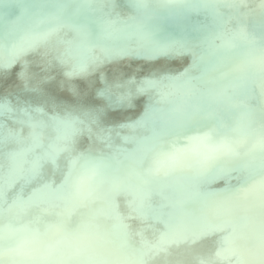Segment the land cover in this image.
Masks as SVG:
<instances>
[{
  "label": "water",
  "instance_id": "1",
  "mask_svg": "<svg viewBox=\"0 0 264 264\" xmlns=\"http://www.w3.org/2000/svg\"><path fill=\"white\" fill-rule=\"evenodd\" d=\"M140 1L143 5L142 11L128 10L136 14L142 22H146L141 27L144 30L151 28L150 18L160 21L166 17L169 11L184 19H194L196 21L197 27L189 29V34H186L190 46H182L183 49L178 53V56H180L178 60H172V54L167 50L160 51L159 56L152 51L141 55L142 58H147L148 61L130 65L131 69L111 68L103 78H99L97 73H92L89 75L90 81H84V76L81 75L75 78L79 82L74 81V83H71V89L75 94H73L74 97L71 98L72 101L69 103L66 101V94L53 87L56 84L54 82L55 77L53 78L50 74L44 76L50 85L46 93L47 98L43 102H39L37 98L24 91L18 90L11 93L0 87V149L6 147L7 142L15 144L11 142L17 140V158L12 159L9 163L6 162L5 166L8 172L0 175V195L3 191L1 187L5 183H15L23 195L21 200L26 202L25 205L30 204V207L33 208L30 211L36 212L35 216L31 215L30 220L21 219L25 222L24 225L16 224L7 214L8 211L16 208L13 200L14 194L6 192L7 200L0 202L1 219L5 231L17 234V243H14L21 244L27 241V236H22V234L36 231L34 223L31 224V222L37 218L47 221L49 224V230L47 228L40 229L37 234L43 236L44 243L51 249L54 242L50 234V227L54 223L61 224L64 220L63 217L55 215L54 203L67 200V198L82 200L86 195L88 197L86 190H81L83 183L81 180L85 178L89 171L92 180L102 183L105 188L106 185L110 186L112 182H115V185H117V181L126 182V179L129 180L132 176L136 178L133 180L137 181L140 186V189L137 190L140 193L134 196L124 186L119 185L117 191L123 195V198L118 197L119 201H114L121 203L134 202V205L130 206L129 209L127 207L125 209L130 220L131 235L137 241L146 244L147 248H150L151 244L148 236L155 238L160 232H163L164 235L160 238L158 249L154 251V255L158 256L157 260L162 264H173L171 259L168 260V257L175 255L177 258L173 259L177 260L178 264H187L185 254L174 252L173 248L184 247L193 250L195 249L194 241L187 236L177 234L176 221L170 223L172 225L170 229H164L166 227L164 221H166L167 206L172 211L174 210L171 202H169V198L173 197V194L171 190H166L167 193L161 194L155 189L154 186L158 184V181L155 183L151 175L152 172H155V168L149 163V157H157L159 161L166 163L165 169L167 172L173 173L169 181L176 187L184 188L186 186L181 179L184 168H188L193 176L195 175L193 170H195L201 176L203 183L195 186L188 185L187 190L207 203L212 216L219 215L223 220L224 217L230 215L229 212L231 211H228L229 209L243 213L242 207L236 203L237 200L233 196L236 191L246 188L244 176L250 172H244L230 162L219 163L217 161L231 158L237 160V162L241 161L246 156L245 151L253 148L255 143L252 138L255 135L251 136V130L253 129L250 127L251 124L254 123V119L264 122V69L259 64L246 59L248 57L246 53L249 54L251 59H256L257 56L252 51L249 42L241 41L243 37H248L251 34L253 28L261 26L259 18L256 17L259 16V12L254 7L248 10L230 0ZM118 5L124 6L122 4ZM115 7L117 9V6ZM150 9H154V11L149 12ZM93 12V17L101 15V9L95 8ZM118 13L123 16V11L120 10ZM232 17H238L239 21L245 24L246 29L245 32L238 34L233 43L237 49L222 48V51L215 53L210 51L211 48L206 50L205 47L210 44L207 37H214L215 40H217V37L224 39V37L217 35L222 33L225 37H228V41H231L233 32L227 29L229 28L228 20ZM186 24V21H184L182 28H185ZM216 43L218 42L216 41ZM176 70L182 72L177 74L179 76L186 74V77L182 76L178 79V85H173L177 90L169 85L171 80L174 81L178 77L177 75H170L171 72ZM91 71L93 70L86 68L84 72L87 74ZM144 71L148 73L143 74ZM93 78L95 83H92ZM153 78L157 79L153 80ZM155 81H158V84ZM160 84L161 86H159ZM239 86L249 88L250 92L252 89L259 91L262 94L263 102L257 97H245L247 93L244 94ZM130 89L133 91L141 90L139 96L141 100L133 103L139 104V107L135 109L125 108L124 105L125 101H132ZM173 91H178L176 98L165 100L162 93L170 95L175 93ZM87 92L92 93L89 95ZM191 93L195 94L194 99L189 95ZM37 95L40 96V94ZM104 96L106 98H102ZM226 98H243L248 106L245 109L243 108L240 115H235L236 111L230 106L225 104L222 107L220 104V101ZM196 99L202 107L199 104L196 106ZM18 103L22 107H19ZM108 104L112 106L108 107ZM47 109H53L54 111L53 113H47ZM114 111H120L123 116L114 118L112 116ZM36 112H38V118L48 119L52 121L51 125H53L50 133H44L43 139L46 141L34 143L32 146L48 144L55 148L59 156L55 154L56 161L52 162L49 169H45L43 164L40 163L41 160L47 158L48 152L47 154L46 152L38 153L31 148L24 147L28 143L21 144L24 139L19 135L16 137L7 129L11 123L13 125L19 122L18 117L20 115L33 116ZM221 115L232 122L228 124L227 130H223L222 124L224 122L218 119V116ZM155 121H158V123H155ZM20 123L23 125L21 120ZM97 130L101 134H98ZM257 130L264 132L262 127ZM176 131L189 133L197 141H207L208 145L198 143L200 146L198 148L197 144L189 146L185 140H180L185 148L192 150L195 156L202 158L204 164L191 161L186 166L182 164L189 160L180 154V151L173 148L174 143L171 140L174 136L173 133ZM261 132L256 134L260 135ZM139 134L141 138H139ZM74 135L81 137V140L76 136L74 137ZM72 138L73 142H66ZM92 140L95 142H92ZM220 142L226 143V148L221 147ZM161 146L167 149L163 156L159 155L162 154L159 152ZM124 152L125 156L133 161H130L126 166L127 169L123 171L116 170L121 165V161L116 162L115 168H110L109 171L102 173L84 163L86 155L99 161H104L107 155L114 157L119 155L118 159L120 160L121 153ZM213 152L221 155L224 159L210 158ZM135 162L144 163L147 172L139 173L137 170L132 172L131 169L135 168ZM21 165H26L32 180L42 176L44 183L38 186L31 179L15 181L13 179L14 175L21 168ZM205 165H211L213 170L202 173L201 169ZM255 167L258 169L264 168V157H260ZM59 169L63 170L60 179L56 175V171ZM225 172H227V175H225ZM249 178L252 179V176H249ZM262 181L260 180V183L264 187V179ZM243 183L245 186L239 188ZM45 185L47 189L43 188ZM55 190L64 191L66 194L63 198H58L53 192ZM43 195H46L50 201L44 198ZM242 195L249 197L250 192L245 190ZM255 197L264 206V188L258 191ZM1 198L5 197L2 196ZM93 198L101 206L104 219L109 220L112 218L115 203L107 202L101 195H95ZM75 205L76 203L68 205L70 208L69 214L72 217L81 213L74 210L78 206ZM62 209L67 210L66 206ZM23 212L21 217L28 218L29 213H26V210ZM89 217H91L90 214L87 217L85 215L84 219L89 226L88 228H92V230L89 234L83 233L88 239L91 238L94 231L100 228L99 224L87 219ZM227 224L229 227L234 228L232 222ZM122 226V224L115 226L114 240L122 236ZM219 226L220 223H217L216 225L198 228L206 236L205 247L208 251L214 249L217 245ZM72 230L71 227L70 230L68 228L63 231L64 240L68 243L75 240ZM248 232L251 234L252 230ZM226 236L227 233L223 232V237ZM261 240L264 242V237H261ZM29 244L34 245L37 242L31 239ZM118 244L111 241L108 246L110 251L114 249V252L117 251L119 257L122 258L123 262L119 264H139L128 252L116 249ZM80 245L85 251L95 252L94 247L88 242L79 244V248H81ZM67 246L69 247L68 244ZM64 254L67 258L73 259L72 261L75 264H108V261L105 260L108 259V252L103 255L101 263L93 262L81 256L78 257L69 248H66ZM259 255L264 258V250ZM211 257L210 252L197 253L195 264L200 261H205L206 264H214Z\"/></svg>",
  "mask_w": 264,
  "mask_h": 264
},
{
  "label": "bare ground",
  "instance_id": "2",
  "mask_svg": "<svg viewBox=\"0 0 264 264\" xmlns=\"http://www.w3.org/2000/svg\"><path fill=\"white\" fill-rule=\"evenodd\" d=\"M230 1L248 10L254 7L259 12V16L256 17L259 18L261 26L253 28L251 34L248 37H243L241 41L249 42L252 51L257 56L256 59H251L249 54L246 53L248 55L246 59L259 64L264 69V0ZM115 6H117V9ZM95 8L101 9V15L98 17L92 16ZM128 9L142 11L143 5L140 0H0V87L11 93L18 90L24 91L37 98L39 102H43L47 98L46 93L50 85L44 76L50 74L53 78L55 77L54 82L56 84L53 87L64 92L66 101L69 103L72 101L71 98L74 97L73 94H75L71 89V83H74V81L79 82L75 78L81 75L84 76V81H90L89 75L92 73H97L99 78H103L111 68L121 69L122 67L125 70L131 69L130 65L148 61L147 58H142L141 55L152 51L159 56L160 51L167 50L172 54V60L176 61L180 57L178 53L183 49L182 46H190L186 34H189V29L197 27L194 19H184L169 11L166 17L160 21L150 18L151 28L144 30L141 27L146 22H142L137 18L136 14ZM120 10L123 11V16L118 13ZM153 11L154 9L149 10V12ZM184 21L187 24L185 28H182ZM228 25L229 28L227 30L233 32L231 41H228V37H225L222 33L217 35L224 37V39L217 37V40H215L214 37H207L210 44L205 47L206 50L211 48L210 51L215 53L222 51V48L231 47L232 49H237L233 43L238 34L245 32V24L239 21L238 17H232L228 20ZM114 34L117 35L114 37ZM86 68L94 72L91 71V73L85 74ZM147 73V71L143 72V74ZM181 73L176 70L171 72L170 75L175 76ZM177 76L174 81L171 80L169 82V85L175 90L177 89L173 85H178V79L182 76L186 77V74ZM155 79L157 78H153V80ZM155 82L158 84V81ZM92 83H95L94 78ZM113 84L115 85V82ZM239 88L242 89L244 94L247 93L245 97H257L263 102L262 94L259 91L252 89L250 92L249 88L246 89L243 86H239ZM130 91L132 92V101H125L124 105L125 108L135 109L139 107V104L133 103L141 100L139 97L141 90L133 91L130 89ZM173 92L175 93L170 95L162 93V95L165 100H173L176 98L178 91ZM87 93L91 95L92 92ZM37 94H40V96ZM84 95L86 96L85 93ZM189 95L194 99L195 94L191 93ZM195 104L196 106L199 104L202 107L197 99ZM220 104L222 107L225 104L230 106L236 111L237 114L235 113V115H240L243 108L245 109L248 106L243 98L222 99ZM18 106L22 107L20 103H18ZM111 106L109 105L108 107ZM200 110L202 109L200 108ZM53 111V109H47L46 112L53 113ZM37 113L33 116L20 115L18 117L19 122L14 123V126L9 123L10 125H8L7 129L16 137L19 135L24 139L21 144L28 143L24 147L31 148L38 153L46 152L47 154L48 152L47 158L41 160L40 163L43 164L45 169H49L52 166V162L56 161L55 154L59 156L55 148L48 144L32 146L37 142H45L46 140L43 139L44 133H50L53 125H51L52 121L48 119L42 120L38 118ZM112 116L120 118L123 115L120 111H114ZM218 119L224 122L222 124L223 130H227L228 124L232 123L231 120L223 115L218 116ZM248 121L251 122L250 119ZM155 123H158V121H155ZM250 127L253 128L252 132H250L251 136L255 135L252 137L255 143L253 148L245 151L246 156L241 161H238L239 163L233 158L228 159L231 161L227 159L217 161L219 163L230 162L244 172H250L244 176L246 186L244 183L239 186V188L244 186L246 188L240 189L234 193V196L232 195L237 200L236 203L242 207L243 213L229 209L228 211H231L229 212L230 215L224 217L223 220L219 215L212 216L207 203L187 190L189 186L203 183L201 176L195 170H193L195 172L193 176L188 168H184L181 179L186 186L184 188L176 187L169 181L173 173L167 172L165 169L166 163L159 161L157 157L148 158L149 163L155 168V172H152L151 175L155 183L158 181V184L154 186L155 189L161 194L167 193L166 190H171L173 194V197L169 198V202H171L174 210L172 211L167 206L168 211L165 216L166 221H164L166 222V227L164 229H170L172 226L170 223L176 221L177 234L187 236L194 241L195 249L193 250L184 247L173 248L174 252L185 254L184 257L187 264H195L196 254L202 252H210L214 264H264V258L259 255L264 250V242L261 240V237H264V206L255 197L256 193L264 188L260 183V180L264 179V168L258 169L255 167L260 157H264V132L257 130L262 127V131H264V122L254 119V123ZM257 132H261L260 135L256 134ZM97 133L101 134L99 130H97ZM173 135V138L171 137L172 140H170L174 143V150L180 151V154L189 160L182 163L184 166L190 164V161L204 164V160L195 156L192 150L185 148L180 140H185L189 146L197 144L198 148H200L198 143L208 145L207 141H197L189 133L182 131H176ZM75 136L81 140V137ZM73 138L66 142H73ZM92 142L95 141L92 140ZM11 143H15L16 147L15 144L7 142L6 144L8 145L0 149V175L8 172L5 163L17 158V140ZM219 144L223 148L227 146L224 142ZM166 150L164 146H161L159 152L162 154L159 155L163 156L167 152ZM118 157L119 155L117 157L107 155L104 161H99L86 155L84 163L102 173L109 171L110 168H115L117 161H121V165L116 170H126L127 164L133 161L125 156V152L121 153L120 160ZM210 158L224 159L215 152L212 153ZM135 163V168L131 169L132 172H136V170L139 173L147 172L144 163ZM27 164L29 165V163ZM26 165H21V168L16 171V175L13 178L15 181L31 179ZM212 170L213 167L211 165H205L201 169L202 173H208ZM62 172L63 170L60 169L56 171L58 179L62 177ZM89 172L81 180L83 182L81 190H86L88 197L86 195L82 200L67 198V200L54 203L55 215L63 217L64 220L61 224L54 223L50 227V234L54 242L51 249L44 243L43 236L37 234L40 229L47 228L49 230L47 221L34 219L31 224L34 223L36 231L22 234V236H27V241L16 244L17 234L5 231L0 211V264H75L72 261L73 259L65 256L64 251L66 248L72 250L78 257L81 256L96 263H101L103 255L108 252V259H105L108 264L122 263L123 260L119 257L118 252H114V249L112 251L109 250L108 245L111 241H115L116 244L119 243L116 249L128 252L139 264H162L157 260L158 256L154 255V251L158 249L160 238L164 235L163 232H160L155 238L148 236L151 247L147 248L146 244L139 240L137 241L130 232V220L126 215L125 209H129L130 206L134 205V202H114L119 201L118 197L123 198V195L117 191V186L119 185L124 186L134 196L140 193V191H137L140 189L138 182L133 180L136 178L131 176V179H126V182L117 181V185L112 182L110 186L106 185L105 188L102 183L93 181ZM225 175H227V172H225ZM249 176H252V179ZM32 181L36 185L41 186L44 183V178L40 176ZM43 188L47 189L46 185ZM1 190H3L2 195H0L1 203L5 199L7 200L6 192L14 194L13 200L16 208L8 211L7 214L16 224L24 225L25 222L21 219L30 220L31 215L35 216L36 212L30 211L33 210L30 204L25 205L26 202L21 200L23 195L15 183H5ZM245 190L250 192L249 197L242 195ZM53 192L58 198H63L66 194V192L59 190ZM95 195H101L107 202L115 203L114 215L109 220L104 219L101 206L93 198ZM2 196L5 198L2 199ZM43 197L48 199L46 195H43ZM70 203H76L78 206L74 210L81 213L72 217L69 214L70 208L68 205ZM64 206H66L67 210L62 209ZM24 210L29 213L28 218L21 217ZM88 214L91 217L87 219L93 220L100 225V228L93 232L90 239L83 234L84 232L89 234L92 230L85 223L84 217L85 215L87 217ZM226 222H232L234 228L229 227ZM217 223H220L217 236L218 242L214 249L208 251L205 247L206 236L198 228L216 225ZM118 224L123 225L121 229L122 236L114 240L115 226ZM71 227L75 240L68 243L64 240L63 231L68 228L70 230ZM249 230H252L251 234L248 232ZM223 232L227 233L226 237H223ZM31 239H34L37 244H29ZM84 242L90 243L94 247L95 252L85 251L81 245L82 249L79 248V244ZM173 258L177 257L174 255L168 257V260L171 259L173 264H178V261ZM198 264H206V262L200 261Z\"/></svg>",
  "mask_w": 264,
  "mask_h": 264
}]
</instances>
